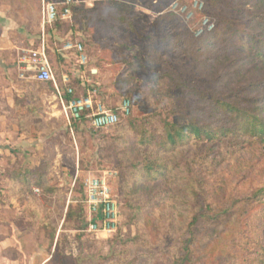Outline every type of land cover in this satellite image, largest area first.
I'll return each instance as SVG.
<instances>
[{"label": "rangeland", "instance_id": "rangeland-1", "mask_svg": "<svg viewBox=\"0 0 264 264\" xmlns=\"http://www.w3.org/2000/svg\"><path fill=\"white\" fill-rule=\"evenodd\" d=\"M173 2L75 3L71 20L53 29L59 40L44 32L55 79L67 75L77 97L95 91L93 102L112 111L124 99L131 102V116L98 131L87 120L68 126L51 84L19 81L18 60L27 50L13 48L19 35L0 18V206H29L43 220L26 227L30 236L21 242L26 264H254L253 245L264 246V229L255 231L263 223L258 213L264 210V143H189L175 156L181 168L173 175L181 186L166 188L161 176H143L141 162L168 156L153 145L141 146L128 124L132 119L144 124L155 142L164 138L161 120L172 111L217 124L207 117L208 98L220 94L225 83H237L233 75L239 65L245 73L240 84L256 75L245 66L240 48H249L247 34L262 33L253 20L264 19V8L257 0H178L186 14L177 16L168 10ZM194 2L201 9H193ZM8 5L26 10L32 31L37 30L40 4ZM204 21L212 25L210 32L199 31ZM210 33L211 40L202 42ZM68 40L82 45L87 65L70 54L66 62L61 58ZM33 90L42 99H32L35 109L24 113L20 106ZM25 176L28 184L43 178V193L24 196ZM92 177L105 178L118 202V225L111 234L87 232L84 182ZM189 179L196 198L190 196L188 205L209 210L190 229V219L172 209L177 202L166 193L184 191ZM181 195L187 197L185 191ZM68 206L75 208L76 220L64 223Z\"/></svg>", "mask_w": 264, "mask_h": 264}, {"label": "trees", "instance_id": "trees-1", "mask_svg": "<svg viewBox=\"0 0 264 264\" xmlns=\"http://www.w3.org/2000/svg\"><path fill=\"white\" fill-rule=\"evenodd\" d=\"M257 1L258 5L264 8V0ZM179 5L182 6L183 3L180 2ZM75 9V7L71 8V17L73 16ZM262 20L263 22L261 23ZM253 22L256 26L262 29V33L259 35L261 38L259 36L247 34L245 41L246 43H249L250 46L247 49H245L244 46H241L240 51L243 53V57L246 60L247 64L245 66L248 65V70H252L256 75L245 83L240 84V77L245 76V73L241 70V65H239L233 75V79H237V83H235L234 86H230V82L225 83L224 89L220 94L214 92L212 93V96L208 98L209 114L207 117L208 119H217V121H215L217 124H204L192 114L185 115L181 112L172 111L170 115L174 116V121H170V115L162 118L161 123L164 131V138L155 142L154 136H152L151 133L149 134L148 130L145 129L144 124H139V122L134 119L129 121V129L135 133L136 140L141 146L149 148L153 145L155 148H158V151L165 154L163 156H168L169 159L166 160V158L164 159L161 157L150 159L146 156L141 162V172L145 178L154 180L157 176H161L165 187L169 184L180 185L176 183L179 178L173 175L175 169L181 168L180 163L176 161L175 156L182 155L180 150L183 147H186L189 143L195 142L206 144L220 142L224 139H247L264 143V38H262L264 36V19H255ZM58 23H62V21L58 20L50 28L46 29V33L50 35V40L53 38L51 37L52 31ZM212 36L213 33L205 35L202 42L210 41ZM45 48L48 57H50V48L48 45ZM240 61L243 62V60H239V62ZM245 66L242 67L244 68ZM71 87L74 88L73 81H71ZM168 92H170V86H168ZM83 120H85V118L81 121ZM117 125L113 127H116ZM121 129L123 128L121 127L120 130ZM137 166V164L133 165V167ZM27 179V176L21 179L26 188L23 191L24 196L28 197L29 194L32 195L34 189H37L39 193H43V178L39 177L33 184H28ZM185 180L186 178H184V181ZM33 187L35 188L33 189ZM182 188L187 193V197L185 198L181 195L184 191L175 193V191L168 189L166 193L171 192L173 199L177 202V204H175L176 206H172V209L179 210L180 215L185 214V219L187 217L190 219L188 225L190 229L196 223L198 218L201 215L206 214L209 210H207V207L205 211L199 206L188 205L190 196L192 199L196 198L195 183L193 180L189 179L188 183L182 185ZM263 190L260 191V193L264 192ZM74 209L75 208L70 206L67 207L64 223L72 220L73 217L74 219L76 218L77 214L74 212ZM258 214L261 216L259 218L260 220H263V223L260 227L256 228L255 231H259L261 228L264 229V210ZM42 221L43 220H41L39 224H41ZM79 224L81 225L82 222ZM258 237L257 240L254 239V243L256 241V243H259ZM253 246L254 264H264V246H261L260 244H254ZM225 253V250L221 252L222 255ZM241 264H251V262L247 260Z\"/></svg>", "mask_w": 264, "mask_h": 264}, {"label": "built area", "instance_id": "built-area-1", "mask_svg": "<svg viewBox=\"0 0 264 264\" xmlns=\"http://www.w3.org/2000/svg\"><path fill=\"white\" fill-rule=\"evenodd\" d=\"M101 0H86L85 4L93 5ZM74 0H63L61 3H47L42 1L41 22L42 28L51 27L58 20H69L71 8ZM193 9H201L197 2H194ZM168 10L171 14L181 16L186 14V7L173 2ZM190 14L187 15V19ZM212 25L204 21L201 23L200 32H210ZM61 51L74 53L77 55V62L80 66L87 65V58L81 44L72 41L65 42ZM18 68L24 74H30L31 79L41 84H51L54 89V98L61 107V114L64 116L68 126L71 123L80 122L83 118L87 120L89 126L95 130L112 128L120 123L122 119L128 118L132 114L130 101L125 99L117 109L106 110L99 103L93 102L95 91H88L86 96L77 97L74 88L71 87V79L67 75L61 76L56 80L52 66L49 62L44 40L37 49L27 50L18 60ZM35 194H39L34 189ZM84 204L86 205L85 214L88 223V233L111 234L116 231L118 225L119 206L116 199L111 195V190L105 178H87L84 182Z\"/></svg>", "mask_w": 264, "mask_h": 264}, {"label": "crops", "instance_id": "crops-1", "mask_svg": "<svg viewBox=\"0 0 264 264\" xmlns=\"http://www.w3.org/2000/svg\"><path fill=\"white\" fill-rule=\"evenodd\" d=\"M14 1L20 2L21 0H0V18L9 20L10 22L8 23L9 24L8 26L10 27L9 29L15 33H18L19 35L18 36L19 41L13 46V48H15L16 50L37 49L41 46L42 40H44L45 47H47L46 45L47 39L45 36L46 33L44 34V32H46V29L50 27H47L45 29L42 28L41 8H40V12L38 11L39 12L38 17L40 19L39 26L37 30L33 32L32 27L30 26L28 22V19L31 16L27 13V11L23 9L14 10L11 8V6L8 5ZM25 1H30V0H25ZM31 1L40 4V7H41L42 1H45L47 3H55L57 0H31ZM85 1L86 0H80L78 2V0H74L76 4L81 3L89 7L97 4L95 3L93 5H89V4H85ZM102 1L103 0H101L100 2ZM61 2H63V0ZM75 3L74 5H76ZM74 5L72 6L73 8H74ZM71 18L72 17L70 16L69 20H71ZM66 21L68 20H64L62 22L64 23ZM52 33L55 34L54 31ZM54 39L59 40L56 34L54 36ZM68 41H71V40H68ZM35 44H37V47L33 48ZM55 45L56 44H54V46ZM59 54L61 55V58L65 62L68 60L69 54L74 56L75 61L78 64L76 54L63 52L61 51V49L59 50ZM48 59L50 62L49 57ZM50 64L51 66L53 65L51 62ZM19 81L21 82L25 81L27 82L28 86L31 85L32 87L35 85H47V84L38 83L34 81L33 79H31V77L29 78L24 77L23 79L20 78ZM32 99L41 100L42 96H40L34 90L33 92H30L28 94L27 101L24 102L22 106H20V108L22 109V111H24V113H27V110L29 111L30 109H35L36 104L33 105ZM38 109H39V106H38ZM13 130L17 131L18 127L15 126V129ZM32 221L36 222L37 225H39L41 218L39 215L37 216L32 215L30 213L29 206H12V207L11 206H0V264H26L23 260L24 255L21 256V253H22L21 252L22 251L21 242H23L25 238L30 236L26 227L27 226L29 227ZM48 262H49L48 260H45L42 262V264H47Z\"/></svg>", "mask_w": 264, "mask_h": 264}]
</instances>
